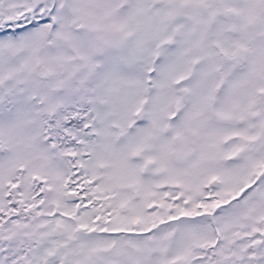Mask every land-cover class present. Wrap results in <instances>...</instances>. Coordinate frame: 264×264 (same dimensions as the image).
Listing matches in <instances>:
<instances>
[{"label":"snow or ice","instance_id":"snow-or-ice-1","mask_svg":"<svg viewBox=\"0 0 264 264\" xmlns=\"http://www.w3.org/2000/svg\"><path fill=\"white\" fill-rule=\"evenodd\" d=\"M0 264H264V0H0Z\"/></svg>","mask_w":264,"mask_h":264}]
</instances>
